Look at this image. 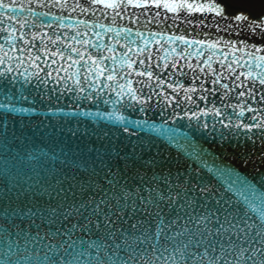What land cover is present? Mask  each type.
<instances>
[{
	"label": "water",
	"instance_id": "95a60500",
	"mask_svg": "<svg viewBox=\"0 0 264 264\" xmlns=\"http://www.w3.org/2000/svg\"><path fill=\"white\" fill-rule=\"evenodd\" d=\"M0 3V264H68L79 249L63 236L26 247L25 233L82 225L90 208L51 224L44 212L116 181L264 193V0ZM89 252L73 264H96Z\"/></svg>",
	"mask_w": 264,
	"mask_h": 264
},
{
	"label": "snow or ice",
	"instance_id": "6c2138e0",
	"mask_svg": "<svg viewBox=\"0 0 264 264\" xmlns=\"http://www.w3.org/2000/svg\"><path fill=\"white\" fill-rule=\"evenodd\" d=\"M107 6L115 7L112 4ZM4 7L0 3V8ZM136 74L145 75L141 72ZM147 75L152 78V73ZM215 82H219V76ZM222 87L227 89L229 86L224 84ZM22 99L27 97L22 96ZM4 107L0 104V108ZM6 110L27 111L16 108ZM125 123L132 124L131 121ZM150 127L155 128L154 125ZM126 188V185L120 188L119 181H116L109 189L111 195L104 192L99 199L91 197L78 205L46 209L44 215L52 218L48 220L49 224L60 217L61 212L64 221L69 217L78 221L81 210L86 208L91 209L92 215L82 225L73 222L63 231L57 229L56 233H25L26 247L46 239L57 240L59 235L64 237L59 243L61 250L67 251L65 245L70 249H79L68 264L80 260V257H89V250L96 252L93 258L96 264H104L101 252L111 264H264V206L258 211L252 207L255 200L264 205V193H257L251 185L241 181L238 186L233 182L223 187V195L209 186L198 184H188L183 188L179 184H169L167 188L153 187L147 195L142 194L140 189L133 193ZM234 192L239 193L243 200L233 199ZM245 192L251 193L250 197L245 196ZM225 193L229 194L228 198H225ZM250 212L255 215H250ZM29 214H33L31 210L25 213ZM86 230L94 231L95 238L89 236L84 239L76 235ZM43 246L48 247L47 244ZM51 249L55 250L56 244H52ZM121 251L125 257L117 259ZM26 258L32 257L29 255Z\"/></svg>",
	"mask_w": 264,
	"mask_h": 264
}]
</instances>
